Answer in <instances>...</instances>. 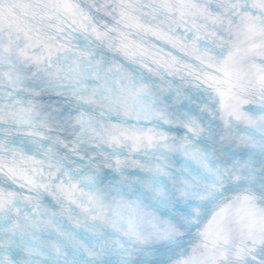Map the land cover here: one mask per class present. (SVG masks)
Returning a JSON list of instances; mask_svg holds the SVG:
<instances>
[{
    "label": "snow or ice",
    "instance_id": "6c2138e0",
    "mask_svg": "<svg viewBox=\"0 0 264 264\" xmlns=\"http://www.w3.org/2000/svg\"><path fill=\"white\" fill-rule=\"evenodd\" d=\"M0 264H264V0H0Z\"/></svg>",
    "mask_w": 264,
    "mask_h": 264
}]
</instances>
